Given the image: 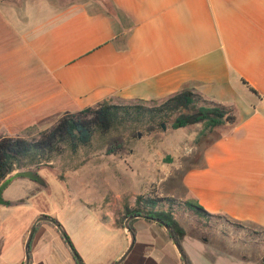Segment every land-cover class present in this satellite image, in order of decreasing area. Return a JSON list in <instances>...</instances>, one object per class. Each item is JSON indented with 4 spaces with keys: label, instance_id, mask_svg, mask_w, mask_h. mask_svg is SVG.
I'll return each mask as SVG.
<instances>
[{
    "label": "crops",
    "instance_id": "obj_1",
    "mask_svg": "<svg viewBox=\"0 0 264 264\" xmlns=\"http://www.w3.org/2000/svg\"><path fill=\"white\" fill-rule=\"evenodd\" d=\"M183 89L202 103L226 106L236 119L213 130L219 135L200 157L197 147L182 158L178 150L157 180L159 191L171 184L157 196L174 199L163 208L185 228L183 247L193 264H256L263 252L250 261L248 252L217 246L205 235L216 228L241 245L264 246V0H0V137L39 135L67 111L165 102ZM39 188L18 178L3 193L15 204L0 206L24 205L25 197L47 191ZM24 189L29 194L23 196ZM188 200L227 225L203 221ZM42 214L53 216L36 209L18 237L22 251L0 264L24 263L30 228ZM139 220L135 245L121 264H174L173 243L161 248L165 235L158 225ZM48 222L33 239L32 264H78ZM233 226L260 235L233 237ZM121 232L112 252L106 251L110 232L99 254H83L71 241L84 264H113L130 244Z\"/></svg>",
    "mask_w": 264,
    "mask_h": 264
},
{
    "label": "rangeland",
    "instance_id": "obj_2",
    "mask_svg": "<svg viewBox=\"0 0 264 264\" xmlns=\"http://www.w3.org/2000/svg\"><path fill=\"white\" fill-rule=\"evenodd\" d=\"M250 99L252 98L250 97ZM162 103L157 101L145 105L134 103L127 105L156 108L160 107ZM179 113L165 111L162 117L155 118L147 115L142 122L122 123L105 134L97 132L89 146L80 147L76 152L65 149L51 163L38 166L41 168V175L50 184L51 193L45 191L43 196L37 198H33L35 195H29V197H25L24 205L0 206V238L2 235L6 237V245L0 262L10 261L20 250L22 251V246L18 244V237L22 229L33 220L34 212L38 208L48 213L51 212L63 224L76 248L83 254L90 252L99 254L100 250L104 248L101 245V240L109 232L111 242L106 248L107 252L113 251L121 231L130 241V235L125 228L126 219L123 220L124 207L131 206L140 193L157 196L162 189L165 190L166 186H170L171 182L167 183L168 185L164 182L160 184L162 189L159 191L157 180L165 174V166L173 161L178 150L180 153L177 156L182 158L185 157L187 151L197 147V152L194 150L195 157H200L203 146L209 144L219 135L215 131L204 134L202 123L173 128L172 123ZM38 136L30 134L24 137L35 138ZM120 143L123 146L118 152L111 154L107 152L108 145H119ZM15 187L14 184L11 189ZM39 189L44 191L41 186ZM12 191L8 190L7 195H11ZM22 194L23 196L29 194V190L24 189ZM203 217V221L210 219L209 221L217 228L227 225V221L221 218ZM139 223L140 220L135 223L136 226ZM104 225L112 227H109L110 230L105 232L108 228ZM79 227L84 231L76 232L73 235ZM158 227L165 235L159 246L164 248L165 241H171L176 253L179 254L174 242L166 234L167 230L164 227ZM90 229L93 231L85 232ZM229 231L233 237H241L243 240L250 235L257 234L254 231L244 232L239 226H233ZM93 234L96 235V238L93 237ZM259 235L258 233L255 236ZM205 237L211 239L213 244L223 248L233 246L236 253L248 252L250 261L252 257L256 258L258 253L263 252L262 257H257L256 264L262 263L264 246L259 242H248L247 245H241L237 241L230 240L228 235L221 231L218 232L216 228L212 233H207ZM83 244H86L85 248ZM260 246L262 247L260 248ZM180 257L179 254V258L172 262L183 264Z\"/></svg>",
    "mask_w": 264,
    "mask_h": 264
},
{
    "label": "trees",
    "instance_id": "obj_3",
    "mask_svg": "<svg viewBox=\"0 0 264 264\" xmlns=\"http://www.w3.org/2000/svg\"><path fill=\"white\" fill-rule=\"evenodd\" d=\"M246 84H248L245 81ZM257 93V91L250 87ZM199 94L191 89H183L174 96L167 99L160 107H144L142 105H118L108 102L101 103L96 107H86L78 111H67L51 127L39 132L35 138L23 136H5L0 137V184L12 172L17 169L43 166L51 163L56 156L62 154L65 149L76 152L80 147L89 146L97 132L102 134L109 133L122 123L142 122L145 117H162L165 111L180 112L173 121V128H183L190 125L202 123L204 125L203 133L211 132L215 128L226 122H234L235 115L231 110L222 104L213 102H201ZM123 144L108 145V153H116L122 148ZM174 199L168 197H158L152 195L139 194L136 197L133 206L124 207L123 220L130 215L144 214L148 222L155 223L153 218H160L172 227V230L183 247V240L186 236V230L178 221L174 213L169 209H164L165 204L172 205ZM184 204L199 215H209L201 205L193 200H188ZM139 218L131 220V227L136 233L135 223ZM47 221L38 223L35 234L40 226ZM58 232L60 230L51 222ZM168 237L171 235L166 231ZM65 242L66 239L61 233ZM32 239V243H33ZM32 243L30 248V264H32ZM184 249V247H183ZM185 251V249H184ZM76 258L75 253L72 251ZM185 254L187 255L186 251ZM190 264H193L187 255ZM183 261V259L180 257ZM264 261V256L262 262Z\"/></svg>",
    "mask_w": 264,
    "mask_h": 264
},
{
    "label": "water",
    "instance_id": "obj_4",
    "mask_svg": "<svg viewBox=\"0 0 264 264\" xmlns=\"http://www.w3.org/2000/svg\"><path fill=\"white\" fill-rule=\"evenodd\" d=\"M40 167H36V168H23V169H17L16 171L12 172L11 174H9L0 184V204L1 205H14L15 202L13 201H9L7 199L4 198L3 193L4 190L16 179L18 178H28L31 179L33 181H35L38 185H40L41 187L45 188L47 191H50V184L48 182V180L42 176L40 174ZM148 218V216L144 215V214H139V215H130L126 218L125 220V228L127 230V232L130 235V244L128 246V248L126 249V251L121 255V257L115 261L113 264H121L126 257L131 253L135 242H136V233L134 231V229L131 227V220L134 218ZM152 219L156 222L161 223L164 228L169 232V234L171 235V238L181 256V258L183 259V263L184 264H190L189 259L187 257V255L185 254V251L183 249V247L180 245V243L178 242L172 227L165 223L162 219L160 218H153ZM41 221H49L51 223H53L62 233V235L64 236V238L67 241V244L69 245L70 249L75 253L76 255V259L78 264H84L83 263V259L81 258V256L78 254V252L76 251L69 235L67 234V231L65 230L63 224L61 222H59V220H57L56 218H54L51 215L48 214H42L40 215L35 222L33 223L32 227L30 228L28 237L26 239L25 242V261L23 264H30V248H31V243H32V239L36 230V227L38 225L39 222ZM264 264V261L261 263Z\"/></svg>",
    "mask_w": 264,
    "mask_h": 264
}]
</instances>
